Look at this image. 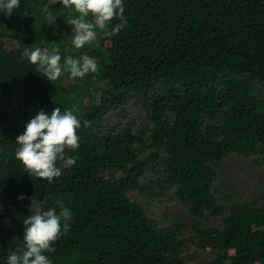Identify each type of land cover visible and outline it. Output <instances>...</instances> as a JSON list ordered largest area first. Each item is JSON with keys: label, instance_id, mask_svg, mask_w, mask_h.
<instances>
[{"label": "trees", "instance_id": "1", "mask_svg": "<svg viewBox=\"0 0 264 264\" xmlns=\"http://www.w3.org/2000/svg\"><path fill=\"white\" fill-rule=\"evenodd\" d=\"M47 3L0 11V264L23 248V220L61 203L73 215L51 264H264V198L239 200L228 182L221 202L215 190L216 166L233 155L264 168V0H123L126 25L112 34L114 19L80 49L78 13ZM36 47L59 48L61 64L87 54L99 70L51 82L22 58ZM56 107L81 121L80 141L49 183L29 176L15 142ZM134 193L169 194L192 232L153 218Z\"/></svg>", "mask_w": 264, "mask_h": 264}, {"label": "clouds", "instance_id": "2", "mask_svg": "<svg viewBox=\"0 0 264 264\" xmlns=\"http://www.w3.org/2000/svg\"><path fill=\"white\" fill-rule=\"evenodd\" d=\"M57 3L78 13L69 21L73 26L72 44L76 49L92 43L97 37V29L105 30L114 19H119L121 23L115 25L112 34L118 33L127 23L123 0H48L46 6ZM19 6L20 0H0V11L7 15ZM22 58L36 65L41 76L51 82L60 78L63 72H68L72 79H83L85 75L99 70L97 60L87 54L78 59L69 56L61 64L59 48H53L51 52L40 47L25 48ZM90 126L91 121H83V127ZM80 128L81 121L70 110L61 111L60 107H56L49 115L41 109L25 124L23 133L17 136L15 158L29 176L51 183L62 175L61 167H57L58 161L66 166L76 163V158L66 155V150L79 148L77 130ZM18 199H24V196ZM60 209L57 214L55 208L46 211L37 208L23 220L24 246L9 255L7 264H51L45 253L55 251L53 245L70 230L68 221L73 215L62 203Z\"/></svg>", "mask_w": 264, "mask_h": 264}, {"label": "rangeland", "instance_id": "3", "mask_svg": "<svg viewBox=\"0 0 264 264\" xmlns=\"http://www.w3.org/2000/svg\"><path fill=\"white\" fill-rule=\"evenodd\" d=\"M255 87L264 98V87H262L261 83L255 82ZM101 90L104 92L105 89L102 88ZM137 109L135 106L130 108L131 112H135ZM138 124H140V121H138ZM216 170L219 181L215 190L221 202L226 201L222 196L220 187L228 182H232L237 190L239 200H251L255 198L261 200L264 198V168L255 165L251 159L233 155L219 166H216ZM132 198L137 202L144 203L151 210L153 218L157 220H165L171 217L180 219L183 222L184 231L186 233L192 232V220L187 210L178 201L172 199L169 194L163 195L158 199H152L149 202L137 193L132 194ZM219 223H221V217L213 218L210 221L212 225Z\"/></svg>", "mask_w": 264, "mask_h": 264}]
</instances>
